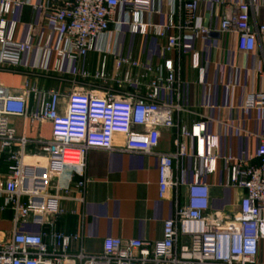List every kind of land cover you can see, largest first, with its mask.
<instances>
[{
  "label": "built area",
  "instance_id": "2783aa9c",
  "mask_svg": "<svg viewBox=\"0 0 264 264\" xmlns=\"http://www.w3.org/2000/svg\"><path fill=\"white\" fill-rule=\"evenodd\" d=\"M168 2L165 19L157 22L151 15L160 11L152 7V0H0V66L18 68L22 57L35 51L32 67L47 71L53 52L54 72L101 85L69 91L63 111L55 89H41L29 81L16 91L0 85V154L7 164L0 183V218L9 211L11 222L7 237L0 232V264H264L257 259L264 239V136L259 137L255 161L222 156L228 184L242 192L237 214L227 219L207 215L210 187L202 174L215 170L219 137L208 133L203 121L183 125L177 114L182 110L181 56L190 54L197 83L204 85V69L192 43L204 39L210 28L196 12L194 0ZM251 5V0L228 2L219 21V32L234 35L242 53L264 44V23L250 22ZM25 6L46 14L50 28L37 42L32 23L24 38L16 39L18 11ZM124 28L158 38L164 52L176 53V58L153 66L108 47V38ZM90 52L103 54L99 69L72 72ZM107 56L112 60L110 73ZM223 71L224 66L217 65L219 81ZM225 86L233 87L230 81ZM162 92L171 93L173 102L160 98ZM256 107H264V91L248 93L241 111L246 114ZM12 117L50 123V137L30 140L18 135L10 124ZM162 127L174 130L173 151L156 150ZM115 135L123 136L122 146L114 145ZM92 148L156 157L158 197L164 199L172 191L173 206L162 223L160 240L105 237L99 253H87L81 233L57 228L67 214L84 216L85 155ZM187 155L193 159L191 179L179 167ZM181 187L186 190L183 203ZM28 225L38 230H25Z\"/></svg>",
  "mask_w": 264,
  "mask_h": 264
},
{
  "label": "crops",
  "instance_id": "0c3cea01",
  "mask_svg": "<svg viewBox=\"0 0 264 264\" xmlns=\"http://www.w3.org/2000/svg\"><path fill=\"white\" fill-rule=\"evenodd\" d=\"M194 1L196 12L210 28L204 39L192 43V51L198 53L204 69L205 84L197 83V72L190 66V54L182 55V90L179 100L182 110L177 115L187 127L203 121L206 131L219 137V158L216 160L215 170L210 174L203 173L202 178L210 187L209 208L206 214L227 219L237 214V202L242 192L228 184L227 165L222 156L229 153L234 157L255 161L259 137L264 136V107H256L246 114L241 111L243 99L248 93L264 91V44L258 43L254 51L242 53L236 47L234 35L219 32L223 7L228 2L240 0ZM251 1L250 22L264 23V7L261 6V0ZM152 7L160 12L152 14L151 19L162 22L170 5L168 0H152ZM45 15L42 11H33L30 6L20 9L16 39L22 40L27 25L32 23L33 40L39 41L40 36L50 28ZM102 41L100 38L98 45ZM107 46L153 66L162 63L166 58H176V53L164 52L162 41L158 38L134 35L125 28L118 36L111 35ZM102 56L100 52H90L80 63L73 66L72 72L76 68L94 72L99 69ZM35 57L36 52L32 51L22 57V65L18 68L0 66V85L16 91L25 81H29L41 89H55L60 95L62 111L69 91L94 90L101 86L90 78L83 79L72 73L54 72L53 52L48 57L47 71L32 67ZM219 64L224 66L221 81L217 73ZM106 71H112V60L108 56ZM228 81L232 83V88L225 86ZM160 98L169 102L174 100L173 95L168 92H162ZM9 121L18 135L24 134L30 140L50 137L51 125L48 122L24 121L18 117H12ZM173 135V129L162 127L156 150L173 151ZM113 142L120 147L124 138L115 135ZM34 158L31 153L28 155V160ZM192 160L191 155H187L181 159L179 165L180 169L186 170L188 179H191L192 175ZM197 164L203 172L201 161L198 160ZM6 169L5 156L0 154V183L6 178ZM84 177V216L82 218L80 215L67 214L58 220V229L81 233L82 245L87 253H99L105 237L138 238L150 242L160 240L162 223L172 213V191L164 199L158 197L157 159L154 155L92 148L85 155ZM185 194V188L181 187V203L184 202ZM68 207L79 209L74 204ZM10 230V212L6 211L0 218L2 237H7ZM25 230L36 232L38 229L28 225ZM257 259L264 261V239L259 242Z\"/></svg>",
  "mask_w": 264,
  "mask_h": 264
}]
</instances>
